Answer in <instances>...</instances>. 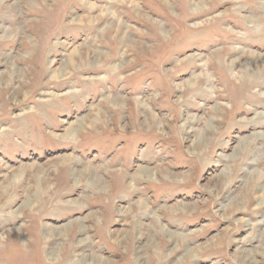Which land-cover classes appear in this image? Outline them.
Listing matches in <instances>:
<instances>
[{
    "label": "rangeland",
    "instance_id": "rangeland-1",
    "mask_svg": "<svg viewBox=\"0 0 264 264\" xmlns=\"http://www.w3.org/2000/svg\"><path fill=\"white\" fill-rule=\"evenodd\" d=\"M238 2L0 0V264H264V0Z\"/></svg>",
    "mask_w": 264,
    "mask_h": 264
},
{
    "label": "bare ground",
    "instance_id": "bare-ground-1",
    "mask_svg": "<svg viewBox=\"0 0 264 264\" xmlns=\"http://www.w3.org/2000/svg\"><path fill=\"white\" fill-rule=\"evenodd\" d=\"M227 2H229L230 4H234V3H237V4H240L239 2H238V0H227ZM262 9H263V12H262V15H264V7H262ZM245 18H247V19H249L250 21H251V23L252 22H254V20H255V22L256 23H258V21H259V18L256 16V15H254V14H249L248 16H245ZM124 38H125V36H124ZM124 38H123V40H124ZM71 56V55H70ZM65 67V66H64ZM64 67H60L61 69L59 70V71H62V72H64L63 70H65V68ZM57 71V70H56ZM206 72V71H205ZM208 72V71H207ZM64 74V73H63ZM62 74V75H63ZM202 74H203V72H202ZM201 74V75H202ZM200 76V75H199ZM202 80V79H201ZM143 101V100H142ZM211 122V121H210ZM208 124H209V126H210V123L208 122ZM203 125V124H202ZM205 126V125H204ZM206 128V127H205ZM204 131V130H203ZM200 136H202V135H200ZM206 136V135H205ZM197 146H199V145H197ZM198 149V148H197ZM77 157V156H76ZM76 157H73L74 159H75V161L77 162V163H79V164H83L79 159H78V157L76 158ZM67 159V158H66ZM77 166V165H76ZM78 167V166H77ZM93 169H95V170H97L96 168H94L93 167ZM151 170L152 169H148V171L149 172H151ZM93 176L94 177H99V180L102 182V179H100V176L98 175V173H93ZM16 177V176H15ZM217 179V178H216ZM215 179V180H216ZM212 181H213V179H211ZM214 180V181H215ZM219 180H220V178H218L217 180H216V182L218 183L219 182ZM5 187V186H4ZM7 190V189H6ZM10 190V189H9ZM4 193H5V190H4ZM237 193V192H236ZM236 198H238V197H236ZM233 199V198H232ZM234 201V200H233ZM73 202H79L78 200H73ZM26 204H28L27 202H24V204L23 205H26ZM138 204H139V206L140 207H142V209H146L147 211H148V206H146L145 204H144V201L141 199V201H139L138 202ZM146 213V212H145ZM87 218V217H86ZM138 222V228H139V230L141 229L142 230V227H144V224L141 222V221H137ZM66 229V228H65ZM60 230H61V228H56V230L55 229H52V227L51 228H47L46 227V231L47 232H49L50 233V236H51V234L53 235V232H60ZM62 231H64V229H62ZM143 232V231H142ZM62 233V232H61ZM142 236H143V234H142ZM56 248V247H55ZM54 251H56V249H54ZM86 256V255H85ZM78 257V256H77ZM80 257V256H79ZM78 257V258H79ZM82 257V256H81ZM78 258H77V260H78ZM87 258V257H86ZM81 259V258H80ZM98 259V258H97ZM75 260V259H74ZM83 260V259H82ZM76 264H78L77 262H76Z\"/></svg>",
    "mask_w": 264,
    "mask_h": 264
},
{
    "label": "crops",
    "instance_id": "crops-1",
    "mask_svg": "<svg viewBox=\"0 0 264 264\" xmlns=\"http://www.w3.org/2000/svg\"><path fill=\"white\" fill-rule=\"evenodd\" d=\"M90 165L91 164H88L87 165V170L85 171V172H90V174H91V184L92 185H94V184H97V183H100L101 181L99 180V177H94L93 176V166L91 165V167H90ZM28 166H30V165H28ZM34 166H36V165H33L32 166V168L34 167ZM89 168H90V171H89ZM81 171H77V173H79V174H81L80 173ZM37 175V174H36ZM221 175H222V173H221ZM221 175H220V177H218V178H220L221 179ZM100 179H102L101 177H100ZM74 204H79L80 202H73ZM87 216H90V214L89 215H87ZM88 218H86V219H84L83 221L80 219V221H82V223H84L85 222V220H87Z\"/></svg>",
    "mask_w": 264,
    "mask_h": 264
}]
</instances>
